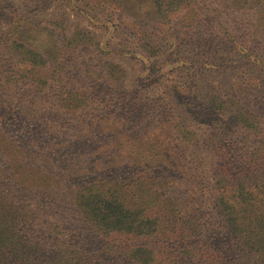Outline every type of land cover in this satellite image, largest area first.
Returning a JSON list of instances; mask_svg holds the SVG:
<instances>
[{
    "label": "rangeland",
    "instance_id": "rangeland-1",
    "mask_svg": "<svg viewBox=\"0 0 264 264\" xmlns=\"http://www.w3.org/2000/svg\"><path fill=\"white\" fill-rule=\"evenodd\" d=\"M193 3L196 23L184 31L185 11L162 26L152 0H0V48L22 19L17 39L46 62L34 68L0 51V183L24 178L41 189L47 207L37 211L108 264L135 263L108 250L72 203L101 178L127 185L134 201L168 195L209 244L242 258L214 206L211 137L227 131L237 148L264 142V0ZM74 30L86 39L69 46L64 34ZM216 97L228 103L221 118L210 108ZM236 106L259 120L255 139ZM142 208L151 218L164 211Z\"/></svg>",
    "mask_w": 264,
    "mask_h": 264
},
{
    "label": "trees",
    "instance_id": "trees-1",
    "mask_svg": "<svg viewBox=\"0 0 264 264\" xmlns=\"http://www.w3.org/2000/svg\"><path fill=\"white\" fill-rule=\"evenodd\" d=\"M152 2L159 25L168 24L181 11L186 13L181 21L184 31L196 23L193 0ZM20 20L10 25L9 37L13 40L5 41L0 51L17 57L19 62L26 61L34 68L43 69L46 65L43 52L17 39L23 35ZM5 21L0 18L2 24ZM49 25L63 32L62 22L53 20ZM64 37L69 46L86 39L80 30ZM227 106L219 97L210 103L213 116L219 118ZM233 111L239 126L250 130L252 138L262 132L254 113L239 106ZM211 142L214 206L242 254L240 261L231 249L224 251L209 244L199 224L192 218L181 217L178 209H174L178 203L168 195L161 197V201L153 195L142 198L139 195L136 198L139 202L134 201L127 185L101 178L78 187L72 195V203L94 235L110 240L108 250L135 264H180L181 260L188 264H254L258 258L264 261V142L254 147L251 141L240 139L244 146L237 148L227 131L212 136ZM2 175L0 173V180L5 181ZM32 187L24 178L14 183H0V264H108L100 252L87 248L85 241L80 243L72 231L56 226L47 214L44 216L37 211L39 208L42 212L47 206L39 195L41 189ZM142 206L164 211L151 218L143 215ZM45 227L52 231L50 238L41 231ZM140 239L142 242H137Z\"/></svg>",
    "mask_w": 264,
    "mask_h": 264
}]
</instances>
